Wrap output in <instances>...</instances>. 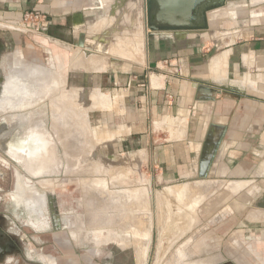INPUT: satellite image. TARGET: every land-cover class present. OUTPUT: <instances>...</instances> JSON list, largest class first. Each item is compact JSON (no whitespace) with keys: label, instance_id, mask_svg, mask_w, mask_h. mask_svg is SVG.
<instances>
[{"label":"rangeland","instance_id":"1","mask_svg":"<svg viewBox=\"0 0 264 264\" xmlns=\"http://www.w3.org/2000/svg\"><path fill=\"white\" fill-rule=\"evenodd\" d=\"M53 1L57 2L55 6L47 8ZM245 1L237 0L234 4L244 5L247 3ZM263 1L257 0L256 5ZM147 7L146 0H37L23 11L28 13L38 12L40 15L45 16L48 21L52 13L53 17L58 20L57 22L64 24L62 28L64 30L57 34L64 36L66 32L65 37L70 38L68 41L55 37L53 38L56 40H50L43 34V28L35 31L34 29L30 30L27 27L14 25L13 23L18 19H0V35L7 39L5 40L7 47L3 58L4 69L5 72H11L6 76L4 84L8 82L15 83L17 81H21L23 84L25 82L33 83L31 85L28 83L30 86L27 83L24 84L26 92L14 109H10L5 105L6 110H0V133L6 129V136L10 137L12 134L21 133L24 130L23 128L28 126L29 122L35 123L41 121L54 151L53 158L50 160V163L54 165V172L50 174L29 177L26 175L27 173H25L21 164L16 162L23 170L27 179H35L37 186L41 187L46 193L38 192L30 181L26 184L25 180L19 177L14 194L15 201L22 204V198H25L30 192L42 197L44 202H47L48 196L51 205L49 209L52 212H56V206H54V200H52L54 189L57 194H60V197L64 194L66 195L65 202L69 203L70 206H65V208L73 220V224L71 225L73 231L70 235L72 238L75 236V239H73L76 244H86V247L81 252L75 249L73 264H218L223 260L236 264L234 257L245 264H264V187H260L261 189L255 193L253 189L250 191L249 189H243L247 184L245 181L215 183L196 179L194 175H191L189 178H170L165 174H161L160 166L153 161L149 152L139 153L138 151L141 148L137 145L135 148L127 149L117 139L118 136L127 134L129 129L122 126L117 129L116 124L121 125V123H125L124 125L126 126L128 125L127 123H132L133 115L137 116V108L131 104L132 96L134 95H130V92H128V97L126 98L124 95L111 96L116 91H118L117 93L122 92V90L124 91L125 89L123 88H126L125 84L118 86V89L122 88L120 91L108 89L106 86L102 90H99L96 85L100 79H106L111 72H114L120 80H123V83L131 79L133 81H140L142 84L147 83L148 75L156 73V70L151 69L148 75L143 72V68L144 66L146 67L147 63V43L152 42L155 33L159 32L150 31L147 28V24L151 19L150 11ZM262 9H264V3L249 8L252 11ZM226 11V8L216 9L208 13V18L216 21L219 19L217 16H224ZM120 13L123 14L121 15ZM116 14L118 15L116 16ZM126 18L129 20H127V23ZM111 19L114 22L117 21V23L113 24L114 22ZM119 19H123V22ZM133 20L134 22H132ZM155 20L163 24L174 25L189 26L194 23L189 14L182 8L172 10L171 13L158 12L155 14ZM225 21H227L225 26L233 25L230 22L231 19H225ZM109 22L114 25V27L111 26L113 30L112 28L110 29L111 24ZM49 24L50 21L48 26H51ZM217 25L219 24L216 23ZM2 26L17 27L21 31L8 30ZM126 26L129 27L127 28ZM69 27H73V33V30ZM123 27H125L124 31ZM201 29H205V27L163 31H196ZM111 31L112 34L114 32L116 35L113 34L112 36L110 34ZM124 33H127L125 35H129L128 40L125 39V42L128 48H133H131L133 52L129 49L128 53L125 52V55H115L112 53L111 43L115 42L114 39L120 40L119 38L126 37ZM80 34L83 46L72 45L71 41L77 40ZM47 35L52 37L49 34ZM118 35L120 36L119 38ZM111 36L112 38L114 37L112 41ZM129 40H131L133 45ZM107 41L110 45H108ZM135 41H138L139 48L146 42L143 56L139 54V52L142 53L143 49H138L137 43L134 45ZM127 42L132 46H129L130 44ZM109 46L110 48H107ZM133 46L137 47L138 53L134 50L136 47L134 48ZM134 51L137 54L133 55ZM31 69L33 71L30 75L28 71ZM34 69L36 70L34 71ZM168 69L175 72L174 67H168ZM16 76H19L21 79L19 77L16 78ZM29 76L32 81L29 79ZM91 76H93V79ZM26 77L28 80L24 79ZM40 89L42 92H40ZM77 90L84 91L83 94L86 92L84 95L88 96L82 95V98L81 93L77 92ZM87 91L89 92L87 93ZM70 92L73 94L77 92L76 95L79 93L80 99H76V97L72 98L73 94ZM97 94L98 96L101 95L100 98L102 99H98L96 97ZM31 97L34 99H31ZM84 97H86V100ZM88 97L89 99H87ZM92 98H94L93 103H91ZM96 98L98 100H95ZM81 99H83L82 103ZM33 100L34 102L32 103ZM97 101L99 102L97 103ZM11 119L14 121V125L9 124L11 123ZM33 119L35 120L33 121ZM151 121L154 122L155 119H151ZM1 125H6V127L2 129ZM15 131L17 133H13ZM168 133L165 130L155 133V142L159 145L164 143L165 140L173 139L174 137H170ZM139 136V134L134 135L135 138ZM2 137L3 135H0V138ZM104 142L106 145H103ZM53 159H55V162H51ZM43 163H46V161ZM117 165L121 166L117 167ZM114 166H116L115 169L113 168ZM122 166L125 169L121 170ZM128 167L131 169L129 170ZM59 171L67 175L65 176V180H60L62 179L58 177L60 175H56ZM111 173H113V177ZM184 185H190L195 190L193 192L190 189L191 187H188V190H192L189 197L195 195V197L203 198L199 200V198L194 197L191 200V202L196 203V206H191L188 202L190 199L186 200L184 195L183 199L176 197L174 200L173 198L175 197L172 193L171 195L163 193V191L167 192L166 188ZM202 185L210 186L203 194L200 193ZM38 189L41 191L40 188ZM122 189L124 192L130 189L132 191L139 189L138 191L144 194L146 192V195L144 197L140 196V199H148L145 200L147 203L140 200L138 202L137 198H134L135 200L132 199L133 201L129 200L133 205L129 204L134 207L136 206L134 203H139L137 207H141L139 210L141 216L146 217L148 215L151 217H149L152 222L150 242L149 246L146 247L147 250H144L146 253L142 251L145 255L141 252L143 254L142 258L139 251H137L139 255L137 257V252L135 251L136 244L133 243L137 237L140 238L135 232V226L134 231L131 232L128 229L133 230L132 224L129 228H127L129 225H124L123 227L121 223L115 226L121 222L118 221V214L122 218L124 212H126L125 207H127L123 206L125 203L119 201L123 203L122 208L124 209L121 210V204L117 206V201L116 204L112 202L113 199L119 200V197H116L119 191L120 193L123 191ZM196 193L199 195L197 194V196ZM110 195L112 196V201ZM159 199L162 202L159 201L160 204L158 205ZM75 200L78 205L77 207L72 203ZM177 200L182 201V203ZM110 201L111 204L113 203V206L108 203ZM166 201L169 202V204H166L168 209H166ZM140 202H144V206L146 205L145 209ZM187 204L190 205L192 213L191 218L187 217V219L190 218L188 222L187 219L182 220L180 218L177 221L176 218H171L172 216L177 218L182 217V215L184 216L187 211L184 209L189 208L185 207L188 206ZM99 206L100 208L103 206V209H100ZM104 206L107 209L105 210L106 212H104ZM106 206H112V208H107ZM156 206H161V209ZM132 209L134 210V208ZM132 209L131 212L133 211ZM169 209L171 210L167 216L166 211L168 212ZM58 210L60 217L65 215L63 213H67L64 212L66 211L64 209L62 211L61 208H58ZM120 210L123 212H121L123 215L120 213ZM139 211L137 212L135 207L132 213L136 215L135 212L138 214ZM127 212L129 211L127 210ZM131 212H129L131 214L130 217H133L134 214ZM160 212H162L160 215L163 216L164 221L161 219L162 217L160 219L163 224L168 226L164 228V225L161 230L162 232H160L157 222H155L158 220L157 217H159ZM170 212L172 216L169 215ZM97 215L98 217H96ZM169 216L172 221L175 220L173 222L170 221ZM165 218L169 219L168 222L170 224H166L168 222L165 221ZM182 221L183 223H181ZM110 224L111 227H109ZM69 230L71 229L69 228ZM109 230H112V232ZM120 236L121 239L119 238ZM132 236H135V239L131 240ZM33 244L37 249L50 246L51 252L49 254L58 257L59 260L63 258L65 262L72 256L69 254L70 250L68 248V251L65 250V257H63L62 249L58 246L57 242L52 240L49 242H45L44 240L40 243L33 242ZM37 258L45 264H55V260L51 257L40 255Z\"/></svg>","mask_w":264,"mask_h":264},{"label":"crops","instance_id":"2","mask_svg":"<svg viewBox=\"0 0 264 264\" xmlns=\"http://www.w3.org/2000/svg\"><path fill=\"white\" fill-rule=\"evenodd\" d=\"M36 1L0 0V19L17 20ZM207 1L211 3V0H202V3ZM246 1L244 5L226 8L225 15L217 16L216 21L206 14L205 29L155 33L153 41L147 43L143 72L148 75L151 69L156 73L147 76L146 84L131 79L123 83L111 72L96 85L99 90L106 86L120 91L122 88L118 86L125 84L124 91H116L117 94L111 96L126 98L128 92L134 95L131 104L137 108V116L133 115L132 123L126 126L116 124L117 129L121 126L129 129L117 139H122L127 148L137 145L141 148L139 153L149 152L162 175L177 179L194 175L196 179L215 183L245 181L243 189H253L255 193L264 187V9L249 10L264 1L257 5V0ZM54 2L47 8L55 6L57 2ZM185 12L192 20L199 18L198 7L187 8ZM50 15V36L60 38L54 28L61 29L64 24ZM225 19H231L233 25L225 26ZM125 39L127 36L120 42ZM5 40L0 35L2 50L7 47ZM113 44L111 49L117 46ZM118 45L123 48L125 42ZM145 45L146 42L139 48L143 49L142 54L139 52L142 56ZM125 50L123 54L129 49ZM2 60L0 58L1 75L6 73ZM168 67H174L175 72ZM200 87H208L215 100H197ZM222 129L212 165L206 177L199 178V163L204 154H210ZM160 130L174 138L158 145L154 134ZM136 134L140 136L135 138ZM202 186L201 194L209 189V185ZM187 187L193 189L190 185Z\"/></svg>","mask_w":264,"mask_h":264},{"label":"bare ground","instance_id":"3","mask_svg":"<svg viewBox=\"0 0 264 264\" xmlns=\"http://www.w3.org/2000/svg\"><path fill=\"white\" fill-rule=\"evenodd\" d=\"M110 2H112V1H110ZM129 3V2H128ZM110 4V3H109ZM108 4V5H109ZM129 8V7H128ZM137 8V7H136ZM125 9V8H124ZM127 10V9H126ZM124 11V10H123ZM133 11H135V10H133ZM126 12V11H125ZM131 13V12H130ZM129 13V14H130ZM133 13V12H132ZM121 14V13H120ZM123 14V13H122ZM121 14V15H122ZM129 14H128V17H129ZM118 14H116V16H117ZM140 15V14H139ZM112 16V15H111ZM113 16H114V14H113ZM123 16H125V15H123ZM115 17V16H114ZM130 17H131V14H130ZM118 18H120V17H118ZM139 18H140V16H139ZM115 19V18H114ZM113 19H111V21H112ZM119 20H121V19H119ZM123 20V19H122ZM121 20V22H123ZM127 18H126V23H127ZM135 20H136V18H135ZM129 21V20H128ZM112 22H114V21H112ZM132 22H134V20L132 21ZM115 23H117V21H115L113 24H115ZM120 23V22H119ZM125 23V24H126ZM109 24H111V22H109ZM129 24V23H128ZM141 24V23H140ZM139 24V25H140ZM122 25V24H121ZM134 25V24H133ZM138 25V26H139ZM111 26H113L114 27V25H110V29L112 28ZM122 27V26H121ZM121 27H120V29H121ZM127 27V26H126ZM129 27V26H128ZM127 27V28H128ZM131 27V26H130ZM115 28H116V26H115ZM124 29H123V31L125 30V27H123ZM126 28V29H127ZM119 29V28H118ZM133 29V28H132ZM112 30H113V28H112ZM128 30V29H127ZM136 30V29H135ZM115 31V30H114ZM122 31V30H121ZM129 31H131V30H129ZM128 31V32H129ZM134 31V30H133ZM138 31V30H137ZM142 31V30H141ZM43 32H44V29H43ZM112 32V31H111ZM125 32H127V31H125ZM132 32V31H131ZM130 32V33H131ZM121 33V32H120ZM137 33V32H136ZM139 33V32H138ZM142 33V32H141ZM113 34H115L114 32H113ZM113 34H111L112 36H113ZM121 34H123V33H121ZM120 34V35H121ZM125 34H127V33H124V35ZM132 34V33H131ZM130 34V35H131ZM116 35V34H115ZM142 35V34H141ZM112 36H111V39H114V37L112 38ZM125 36H127V38H128V36L129 35H125ZM115 37H117V36H115ZM120 36L118 35V38H119ZM134 37V36H133ZM133 37H130V38H133ZM137 37V36H136ZM125 38V37H124ZM129 38V39H130ZM140 38V37H139ZM139 38H137V39H139ZM117 39V38H116ZM119 39H122V37L121 38H119ZM124 40V39H123ZM128 40V39H127ZM126 40V41H127ZM114 41L115 42H113V43H117L116 45V47L115 48H112V53H114V54H119V53H122L123 54V52H124V50H125V46H127L126 45V42L125 41H122V43H124L125 42V45H124V47L122 48V46L121 45H118V44H122L120 41L121 40H115L114 39ZM130 41V43H131V40H129ZM140 41H142V40H140ZM133 42V41H132ZM138 42V41H137ZM136 41H135V43H134V45H136V43H137ZM128 43V42H127ZM130 43H128V44H130ZM140 43V42H139ZM115 44H113L114 46H115ZM132 45H133V43H131ZM129 45V46H132V45ZM141 45V44H140ZM137 47H138V43H137V45H136ZM135 46V47H136ZM134 47V46H133ZM134 47V48H135ZM137 47L134 49L137 53L139 52V51H137L136 49H137ZM132 47H130V48H126V50L127 49H131ZM133 49V48H132ZM131 49V50H132ZM138 49H139V47H138ZM125 50V51H126ZM140 50H142V49H140ZM135 51H134V53H133V55H135V54H137V53H135ZM131 52V51H130ZM132 52H133V50H132ZM128 53V52H127ZM142 54V53H141ZM125 55V54H124ZM128 55V54H127ZM130 55H131V53H130ZM139 55V54H138ZM142 56V55H141ZM131 57V56H130ZM134 57V56H133ZM218 58V57H217ZM218 61V60H217ZM213 65V64H212ZM214 66V65H213ZM36 69H34V71H35ZM32 71H33V69H31V70H29L28 72L30 73V75H31V73H32ZM16 72V71H15ZM26 73V72H25ZM26 74H28V73H26ZM17 75V74H16ZM12 76V75H11ZM14 76V75H13ZM19 76H16V78H18ZM12 78V77H11ZM20 78V77H19ZM21 79V78H20ZM24 79H27V77L26 78H24ZM29 79H30V76H29ZM28 80V79H27ZM26 80V81H27ZM31 81H32V79H30ZM157 80V79H156ZM34 81V80H33ZM152 81V80H151ZM24 82H25V80H24ZM154 82V81H153ZM152 82V83H153ZM25 83H27V82H25ZM24 83V84H25ZM29 83V82H28ZM27 83V84H28ZM151 83V84H152ZM24 84L21 82V81H17V82H8V83H5V84H3V87H2V90L0 91V110H6V108H5V105L6 106H8V108H10V109H14L16 106H17V104L20 102V99L24 96V93L26 92V87L24 86ZM26 84V85H27ZM30 84V83H29ZM28 84V85H29ZM31 84H33V83H31ZM30 84V85H31ZM157 84V83H156ZM29 85V86H30ZM33 86V85H32ZM33 88V87H32ZM31 90V89H30ZM41 90V89H40ZM40 92H42V90L40 91ZM74 92V91H73ZM77 92H79V93H81V96L83 95V96H86V95H84V94H86V92L83 94V92L81 91V90H77ZM77 92H76V94H77ZM89 91H87V93H88ZM91 92V91H90ZM71 94H73L72 92H70ZM79 93H78V95H76V94H73V97L72 98H75L76 97V99L77 98H79L80 99V96H79ZM94 93V92H93ZM29 94H30V92H29ZM32 94V93H31ZM91 94V93H90ZM90 94H89V96H90ZM42 95V94H41ZM96 95V94H95ZM32 96V95H31ZM33 96H34V94H33ZM69 96H70V94H69ZM83 96H82V98H83ZM88 96V95H87ZM86 96V97H87ZM93 96V95H92ZM101 96V95H100ZM100 96H98V94H97V96L96 97H98V99H102V98H100ZM71 97V96H70ZM86 97H84L85 98V100H86ZM94 97V96H93ZM103 97V96H102ZM30 98V97H29ZM31 99H34L33 97H31ZM78 99V101L80 102V100ZM87 99H89V97L87 98ZM93 100L91 101V103H93L94 102V98H92ZM97 98L95 99V100H98ZM82 100L83 99H81V103H82ZM101 101V100H100ZM103 101V100H102ZM34 102V100L32 101V103ZM60 102V101H59ZM87 102H89V101H87ZM99 101H97V103H98ZM90 103V102H89ZM102 103V102H101ZM105 104V103H104ZM107 104V103H106ZM33 105V104H32ZM92 105H94V104H92ZM97 105V104H96ZM30 106V105H29ZM91 106V105H90ZM90 106H89V108H90ZM95 107V106H94ZM93 107V108H94ZM110 107V106H109ZM31 109V108H30ZM88 109V108H87ZM29 111V110H28ZM36 113V112H35ZM39 113H41V112H39ZM6 114V113H5ZM15 114V113H14ZM37 114V113H36ZM8 115H9V113H8ZM12 115V114H11ZM10 115V116H11ZM17 116H19V115H17ZM32 116V115H31ZM8 117V116H7ZM18 118V117H17ZM17 120H19V119H17ZM35 119H33V121H34ZM29 121V120H28ZM32 121V120H31ZM1 122V121H0ZM11 123H9L10 125H14V121L11 119V121H10ZM27 122V121H26ZM177 122V121H176ZM180 122V121H179ZM31 122H29L28 123V126L27 127H25V128H23L24 130L21 132V133H19V134H10L11 136L8 138V141L6 142V144H5V146H4V150H5V152H6V154L10 157V158H12L15 162H17V163H20L21 164V166H22V168L24 169V171H25V173H27L26 175L27 176H29V177H31V176H35V175H46V174H50L51 172H54V168H53V166L54 165H52L51 163H50V160L53 158V146H52V144H51V141H50V139L47 137V133H46V131H45V129H44V127H43V125H42V122L41 121H37V122H35V123H31ZM175 123V122H174ZM8 124V123H7ZM23 124H24V122H23ZM30 124V125H29ZM27 125V124H26ZM13 133H17L16 131L15 132H13ZM107 134V133H106ZM107 136V135H106ZM102 138V137H101ZM112 138V137H111ZM114 138V137H113ZM100 140V139H99ZM105 140V139H104ZM101 141V140H100ZM111 141V140H110ZM105 144V142L103 143V145ZM106 145V144H105ZM2 148H3V146H2ZM51 157H50V156ZM120 158V157H119ZM43 160V161H42ZM44 161H46V163H43ZM57 161V160H56ZM51 162H55V159H53ZM108 162V161H107ZM112 162V161H111ZM122 162V161H121ZM120 163V162H119ZM124 163V162H123ZM113 165V164H112ZM122 165V164H121ZM121 165H119V166H121ZM127 165V164H126ZM108 166V165H107ZM118 165H117V167H119ZM106 167V166H105ZM115 167L116 166H114L113 168L115 169ZM125 167H127V166H125ZM129 167H131V166H129ZM129 167H128V169H129ZM112 168V167H111ZM110 168V169H111ZM121 168V167H120ZM16 169V168H15ZM117 169V168H116ZM122 169H125V168H123V166H122V168H121V170ZM131 169V168H130ZM129 169V170H130ZM57 170V169H56ZM105 170V169H104ZM109 170V169H108ZM117 170H120V169H117ZM106 172H107V170H106ZM112 172V171H111ZM115 172H116V170H115ZM117 173V172H116ZM119 173V172H118ZM125 173V172H124ZM109 174V173H108ZM113 173H111V175H112ZM110 176V175H109ZM117 176H119V175H117ZM124 176V175H123ZM112 177H113V175H112ZM118 179V178H117ZM114 180H116V179H114ZM25 183L26 184H28L29 183V180L28 179H26L25 180ZM147 184V183H146ZM47 185V184H46ZM238 185V184H237ZM91 186V185H90ZM121 186V185H120ZM184 186H186V185H184ZM184 186H182V187H176V188H174V187H172L173 189L172 190H170V191H168V189H166V191L167 192H164L163 191V193H168V194H170L171 195V193L173 194V196L175 197V198H173L174 200L176 199V197H181L182 199H183V195H184V197H185V199L187 200V198H189V194L191 193V191H189L188 190V185L186 186V187H184ZM227 186V185H226ZM225 186V187H226ZM240 186V185H239ZM238 186V187H239ZM208 187H210V186H208ZM100 188V187H99ZM102 188V187H101ZM202 188H204L203 186H201V189ZM228 188V187H227ZM240 188V187H239ZM190 189H192V188H190ZM95 190V189H94ZM102 190H104V189H102ZM101 190V191H102ZM123 190V189H122ZM128 190V189H127ZM131 190V189H130ZM130 190L129 191H126V192H124V190L120 193V191H119V194H117V197L116 198H118L119 200H115V199H113V201H112V196H111V201L113 202V203H115L116 204V201L118 202V205L117 206H119L120 204H121V210H123L124 208H122V205H123V203H125L123 206L125 207V206H127V207H125V210H126V212H124V216L121 218V215L120 214H118V216L120 217H118L117 216V218H118V221H121V222H119V224H116L115 222V226H117V225H120V223H121V226H123L124 227V225L125 226H127V225H129V226H127V228H129V227H131L130 225L132 224V226H133V230L132 229H128V231H134V226H135V232L137 233V235L138 236H140V238H138L137 237V239L135 240V242L133 241V243L134 244H136L135 245V247L137 248H135V251L137 252V251H139V253H141L142 251L143 252H145L144 250H147L146 249V247L147 246H149V242H150V228H151V226H152V222L150 221L151 219V217L150 216H148V215H146V217L144 216L143 217V215L141 216V214H140V208L141 207H137V204L139 205V203H134L136 206V210H137V212L139 211V213L137 214V212H135L136 213V215L134 214V213H132L134 210H135V207L134 206H131V205H133V204H131L130 203V201H133L132 199H134V198H137V201L139 202V200L140 201H144L145 202V200H148V199H144L143 200V198H141L140 199V196L141 197H144V195H146V192H145V194L143 193V192H139L137 189H134L133 191L131 190V192H130ZM140 190H142V189H140ZM164 190H165V188H164ZM193 190V189H192ZM208 190V189H207ZM236 190V189H235ZM107 191V190H106ZM195 190H193V192H194ZM30 192V191H29ZM34 192V191H33ZM96 192V191H95ZM103 192V191H102ZM109 192H112V191H109ZM124 192V193H123ZM187 192H190V193H187ZM206 192V191H205ZM113 193V192H112ZM114 193H115V191H114ZM103 194V193H102ZM105 194V193H104ZM187 194H188V196H187ZM195 194V193H194ZM203 194V193H202ZM43 195V194H42ZM119 195V196H118ZM163 195V194H162ZM169 195V196H170ZM199 195V194H198ZM197 195V196H198ZM100 196H102L101 194H100ZM105 196H107V195H105ZM109 196V195H108ZM168 196V197H169ZM99 197V196H98ZM113 197H114V195H113ZM165 197H166V194H165ZM195 197V196H194ZM194 197L191 199V198H189L190 200L188 201L189 203H190V205L191 206H196V203L195 202H191V200H193L194 199ZM202 197V196H201ZM110 198V197H109ZM172 198V197H171ZM170 198V199H171ZM177 198V199H178ZM181 198H179V199H181ZM195 198H199V200L200 199H203V198H200V197H195ZM108 199V198H107ZM184 199V200H185ZM104 200V199H103ZM106 200V199H105ZM130 200V201H129ZM135 200V199H134ZM168 200V199H167ZM183 200V201H184ZM185 200V201H186ZM111 201L110 202H108V203H110L111 204ZM119 201H122L123 203H120ZM162 202L160 199L158 200V205L160 204V202ZM177 201H179L180 203H182V201H180V200H177ZM96 202H97V200H96ZM105 202V201H104ZM135 202V201H134ZM144 202H140V203H142V206L144 207V209H145V206H144ZM46 203L47 202H44V199H42V197H39L38 195H35V194H33V193H28V195L25 197V198H22V205H23V207L25 208V210H26V212H27V214H29L30 216H32V217H37V218H40L41 216H42V213L45 211V210H48V206H46ZM90 203V202H89ZM113 203L111 204L112 206H113ZM131 205H130V204ZM145 203H147V202H145ZM169 204V202H167L166 201V203H165V205L166 204ZM198 203V202H197ZM127 204V205H126ZM102 205H103V203H102ZM107 205H109V204H107ZM129 205V206H128ZM141 205V204H140ZM177 205H179V204H177ZM188 205V204H187ZM190 205H188V206H185V207H189L188 209L186 208V209H184V210H187L186 211V214H184V216L182 215V217L180 216V217H175V216H172L171 215V212H170V214L169 215H171L172 217V219H173V217L174 218H176V220L177 219H180V218H182V220H184V219H187V217H190L191 218V215H192V213H191V208H190ZM198 205V204H197ZM112 206H110L111 208H112ZM115 206V205H114ZM170 206H172V205H170ZM175 206V205H174ZM98 207V206H97ZM103 207V206H102ZM101 207V208H102ZM107 207V206H106ZM109 207V206H108ZM107 207V208H108ZM109 207V208H110ZM148 207V206H147ZM156 207H158V208H160L161 209V206H156ZM99 208H100V206H99ZM100 208V209H101ZM113 208H115V207H113ZM117 208V207H116ZM132 208H134V210L132 209ZM170 208V207H169ZM177 208V207H176ZM181 208H182V206H181ZM103 209V208H102ZM118 209V208H117ZM131 209L133 210L132 212H131ZM143 209V208H142ZM144 209H143V211H144ZM159 209V210H160ZM166 209H168V206L166 205ZM105 210H107V209H105V206H104V212H106ZM119 210V209H118ZM120 210V213L122 212ZM127 210L129 211V212H131L132 214H134V216L133 217H130V215L131 214H129V212H127ZM171 209H169L168 210V212L166 211V214H167V216H168V213H169V211H170ZM178 210H180V208H178ZM109 211H110V209H109ZM115 211V210H114ZM102 212V211H101ZM159 212V211H158ZM193 212V211H192ZM123 213V212H122ZM121 213V214H122ZM142 213V212H141ZM162 212H160L159 213V217H157L158 218V220L157 219H155V220H157V221H155V222H157V227H158V229L160 230V232H162L161 230L163 229V226L165 225V224H163V222H162V220L164 219L163 218V216L162 215H160ZM158 214V213H157ZM106 215V214H105ZM115 215V214H114ZM123 215V214H122ZM28 216V215H27ZM110 216V215H109ZM156 216V215H155ZM154 216V217H155ZM178 216V215H177ZM95 217V216H94ZM96 217H98V215L96 216ZM111 217V216H110ZM150 217V218H149ZM162 217V218H161ZM165 217V216H164ZM106 218V217H105ZM162 220H161V219ZM171 218H170V216H169V219H170V221H172L171 220ZM190 218H188V219H190ZM120 219V220H119ZM168 218H165V221L166 222H168V220H169ZM188 219H187V222H188ZM46 220V219H45ZM115 220V219H114ZM117 220V219H116ZM175 220V219H174ZM173 220V221H174ZM118 221H116L117 223H118ZM164 221V220H163ZM172 221V222H173ZM178 221V220H177ZM98 222V221H97ZM99 222H100V220H99ZM43 223V224H42ZM86 223V222H85ZM90 223V222H89ZM107 223V222H106ZM181 223H183V221L181 222ZM46 224H47V222H43V220L42 221H40L38 224H37V228H44V226H46ZM96 224V223H95ZM99 224V223H98ZM166 224H170L169 222L168 223H166ZM188 224V223H187ZM156 225V224H155ZM183 225V224H182ZM109 226V225H108ZM121 226H119V227H121ZM170 226V225H169ZM107 227V226H106ZM105 227V228H106ZM109 227H111V224H110V226ZM122 227V228H123ZM168 226H164V228H167ZM42 228V229H43ZM101 228V227H100ZM108 228V227H107ZM114 228V227H113ZM41 229V230H42ZM97 229H99V228H97ZM96 229V230H97ZM119 229H121V228H119ZM127 230V229H126ZM110 232H112V230H109ZM123 231V230H122ZM109 232V233H110ZM115 233V232H114ZM134 233V232H133ZM121 234H122V232H121ZM129 234H131V233H129ZM93 235V234H92ZM108 235V234H107ZM134 235V234H133ZM124 236V235H123ZM123 236H122V238H123ZM125 236H126V234H125ZM124 236V237H125ZM82 237V236H81ZM135 237V236H134ZM133 236H132V239L131 240H133V238H134ZM120 239H121V236L119 237ZM162 238V237H161ZM135 239V238H134ZM160 239V238H159ZM124 240V239H123ZM132 242V241H131ZM162 242V241H161ZM159 243H160V240H159ZM132 244V243H131ZM160 250V249H159ZM142 252V253H143ZM178 252V251H177ZM141 253V258H142V255L144 254H142ZM146 253V252H145ZM145 255V254H144ZM139 255H138V252H137V257H138ZM177 256H178V253H177ZM176 256V257H177ZM177 259V258H176ZM175 260V259H174ZM170 264V263H169ZM172 264V263H171Z\"/></svg>","mask_w":264,"mask_h":264},{"label":"flooded vegetation","instance_id":"4","mask_svg":"<svg viewBox=\"0 0 264 264\" xmlns=\"http://www.w3.org/2000/svg\"><path fill=\"white\" fill-rule=\"evenodd\" d=\"M146 7L150 11L147 0ZM51 30L52 28L48 26L47 34L50 35ZM54 30L57 32H61L64 29L54 28ZM65 35L66 32L64 36L60 35V39L68 41L70 38L65 37ZM5 50L3 49L2 51H0L1 60L4 58ZM1 126L3 127L2 129L6 127V125ZM6 133V129H4L2 133H0L1 136L3 135V137L0 138V264H45L37 258L40 255L53 258L55 260V264H73L75 249L81 252V250H84V248L86 247V244H76L74 242L75 236L73 237V239L70 235V233L73 231L71 227V225L73 224V220L71 219L72 216H69V213L65 208V206H70L69 203L67 204V202H65L67 198L66 195L61 194L62 196L60 197V194H57L54 189V196L52 200H54L56 212H52L48 207V210H45L40 218L32 217L27 214L21 202H16L14 198L18 178L21 177V179L26 180L27 177L25 176L21 167L4 152V146L9 138L8 136H6ZM119 142L122 143L123 147L127 148L122 139H120ZM59 173L60 171L56 175H60L58 176L62 178L60 180H65V176L67 175L63 174V172H61L60 174ZM28 180L32 183V185L35 186L38 192L44 194L46 193L44 190H42L41 187L37 186V181L35 179ZM56 186L57 184L55 185V188ZM38 188H40L41 191H39ZM72 203H74L76 207L78 206L76 204V200ZM46 206H51L48 196ZM58 208H61L62 211L63 209L66 210L64 212H67L68 214L63 213L65 215L60 217L58 215V211L60 209L58 210ZM42 220L43 222H47L46 226H44V228L42 227L43 229L37 228V224ZM69 228L71 230H69ZM44 240L45 242H49L50 240L57 242L58 246L63 251V257H65L66 255L65 250L68 251L69 248V254L72 256L67 260V262H65V260L63 261V258L62 260H59L58 257H54L49 254V252H51L50 246L37 249L33 244V242L40 243ZM234 262L236 264H245L241 260L235 259V257ZM218 264L231 263L223 260Z\"/></svg>","mask_w":264,"mask_h":264},{"label":"water","instance_id":"5","mask_svg":"<svg viewBox=\"0 0 264 264\" xmlns=\"http://www.w3.org/2000/svg\"><path fill=\"white\" fill-rule=\"evenodd\" d=\"M237 0H211V3L209 1L206 2V4L202 0H147V4L150 7V15L151 19L150 22L147 24V28L150 31H160V30H170V29H189V28H195V27H206V20L205 15L210 13L213 10L216 9H222V8H231L234 6H238L234 4V2ZM250 1V0H249ZM252 4V3H251ZM250 4V5H251ZM195 8L198 7L199 13H198V19L192 20L194 23L192 25H174V24H163L161 22H157L155 20V14L158 12H167L171 13L172 10H177L179 8H182L184 11L187 10V8ZM3 27V26H2ZM3 28H6L8 30H18L21 31L17 27L13 26H5ZM43 34L47 36L50 40H56L53 37H49L47 35V29H44ZM78 45L83 46V40L81 34L79 35V38L72 41V45ZM2 50V47L0 46V51ZM11 71V70H10ZM11 72H6L3 75H1L0 71V91L2 90L4 81L6 79V76ZM196 84H193L195 86ZM198 96L197 100L203 99L208 101H214L215 96L212 91L208 87H200L198 88ZM224 129H222V132L218 134L217 142L214 144V148L211 150L210 154H204L198 168V177L199 178H205L207 175V171L212 165V162L214 160L215 153L217 151V148L219 146V143L222 139Z\"/></svg>","mask_w":264,"mask_h":264},{"label":"built area","instance_id":"6","mask_svg":"<svg viewBox=\"0 0 264 264\" xmlns=\"http://www.w3.org/2000/svg\"><path fill=\"white\" fill-rule=\"evenodd\" d=\"M48 23L49 21L45 18V16L40 15L38 12H22L21 17L13 24H16L17 26L21 27H27L30 30L34 29L35 31H37L41 28L47 29Z\"/></svg>","mask_w":264,"mask_h":264}]
</instances>
